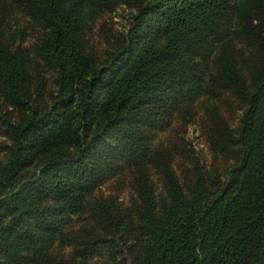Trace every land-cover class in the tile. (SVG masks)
<instances>
[{"label":"trees","instance_id":"16d2710c","mask_svg":"<svg viewBox=\"0 0 264 264\" xmlns=\"http://www.w3.org/2000/svg\"><path fill=\"white\" fill-rule=\"evenodd\" d=\"M18 1L47 33L25 43L28 27L6 20L0 0V86L18 110L6 124L12 142L0 169V264H24L31 252L50 264H86L99 253L95 264H264V0H120L130 6L127 24L100 62L82 30L96 6L114 2ZM233 15L254 48L248 76L227 46L208 60L216 51L207 43ZM209 65L243 102L237 123L210 137L230 162L196 163L180 175L164 159L163 193L141 173L132 204L96 197L114 160L142 149L156 98L195 94L197 70ZM113 129L120 143L102 151ZM75 218L92 224L77 234ZM64 241L70 250L51 256Z\"/></svg>","mask_w":264,"mask_h":264},{"label":"rangeland","instance_id":"374dc122","mask_svg":"<svg viewBox=\"0 0 264 264\" xmlns=\"http://www.w3.org/2000/svg\"><path fill=\"white\" fill-rule=\"evenodd\" d=\"M111 2H114L112 8H108V3L96 6V9L90 12L82 30L84 44L98 62L104 59L112 49V38L120 35L127 24V12L130 10L128 3H121L120 0H111ZM2 3V10L6 11L4 14L6 20L19 27H28L30 34L24 40L25 43L38 41L47 33L46 26L36 22L18 0H2ZM235 19V15L229 19V27L218 41L215 39L207 43V46L211 44L210 47L213 46L216 51L208 57V60L219 49L227 46L231 49L228 51H232L237 57L234 68L240 69L242 74L248 76L250 75L248 67L256 58L253 54L254 48L250 42V36H246L248 32L246 30L242 32L241 25ZM202 50L204 54H207V48L203 46L199 52L200 55ZM210 66L208 69L199 67L197 70L201 75V89L195 94L187 96L176 92L175 98L169 103H165L159 97L156 98L160 107H152L153 115L145 125L147 136L143 140L142 149L130 161L125 159L127 152L121 153L124 161L114 160L115 171L104 177V181L95 190L96 197L114 195L125 206L132 204L137 200L134 185L141 173L148 175L156 192L163 193L161 163L164 159H168L180 175L189 173L196 163H206L208 167L215 165L220 169L230 162L225 156L216 155L213 152L210 137L219 125H222V131H225L237 123L243 102L233 91L232 84L227 85L212 79ZM53 72L52 69L46 72L45 86L41 92L44 98H48L52 92ZM17 113L18 110L4 97L0 86V169L6 162L8 144L12 142L6 124L14 119ZM108 141L113 142V147L119 145L120 137L117 130L113 129L103 140H100L102 151L108 150ZM124 150H126L125 146ZM229 155L231 156V153ZM87 222L92 224L90 219L82 221L75 218L69 226H73L77 234H81L86 231L82 228ZM66 250H70L68 241H64L59 249L52 248L51 256L62 254ZM102 256L103 253L95 254L86 261V264L100 262ZM28 259L29 261L24 264H50L42 256H34L33 252L29 254Z\"/></svg>","mask_w":264,"mask_h":264}]
</instances>
